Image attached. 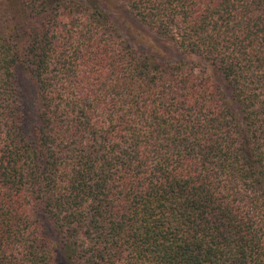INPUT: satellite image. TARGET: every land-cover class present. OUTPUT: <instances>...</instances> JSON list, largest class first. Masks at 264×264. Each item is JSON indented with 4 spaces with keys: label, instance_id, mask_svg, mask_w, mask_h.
I'll use <instances>...</instances> for the list:
<instances>
[{
    "label": "trees",
    "instance_id": "1",
    "mask_svg": "<svg viewBox=\"0 0 264 264\" xmlns=\"http://www.w3.org/2000/svg\"><path fill=\"white\" fill-rule=\"evenodd\" d=\"M0 264H264V0H0Z\"/></svg>",
    "mask_w": 264,
    "mask_h": 264
}]
</instances>
